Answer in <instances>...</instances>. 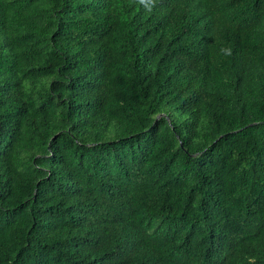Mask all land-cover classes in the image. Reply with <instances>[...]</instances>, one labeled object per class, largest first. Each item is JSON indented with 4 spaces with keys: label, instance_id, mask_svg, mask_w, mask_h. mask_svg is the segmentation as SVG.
<instances>
[{
    "label": "trees",
    "instance_id": "trees-1",
    "mask_svg": "<svg viewBox=\"0 0 264 264\" xmlns=\"http://www.w3.org/2000/svg\"><path fill=\"white\" fill-rule=\"evenodd\" d=\"M0 264H264V0H0Z\"/></svg>",
    "mask_w": 264,
    "mask_h": 264
}]
</instances>
